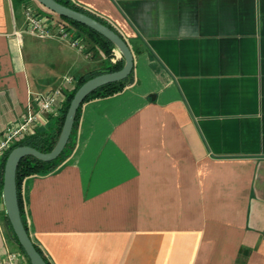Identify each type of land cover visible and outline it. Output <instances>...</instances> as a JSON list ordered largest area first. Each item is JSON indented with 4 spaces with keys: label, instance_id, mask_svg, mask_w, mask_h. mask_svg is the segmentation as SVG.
Listing matches in <instances>:
<instances>
[{
    "label": "crops",
    "instance_id": "1",
    "mask_svg": "<svg viewBox=\"0 0 264 264\" xmlns=\"http://www.w3.org/2000/svg\"><path fill=\"white\" fill-rule=\"evenodd\" d=\"M71 1L128 42L134 72L83 103L55 171L23 181L32 240L52 264H264V0ZM25 2L0 0V134L109 63L79 28L90 54L28 33ZM8 251L22 250L0 188Z\"/></svg>",
    "mask_w": 264,
    "mask_h": 264
},
{
    "label": "water",
    "instance_id": "2",
    "mask_svg": "<svg viewBox=\"0 0 264 264\" xmlns=\"http://www.w3.org/2000/svg\"><path fill=\"white\" fill-rule=\"evenodd\" d=\"M36 1L59 16L69 18L99 32L115 44L125 60L122 69L92 77L77 89L70 102L59 138L51 151L42 152L32 146L20 145L14 147L6 159L3 175V197L7 216L31 264H48L43 255L36 248L22 218L16 184V171L18 165L21 159L28 155H32L43 161H52L56 159L70 140L78 108L85 98L103 85L126 79L134 69L135 60L133 51L128 42L118 32L98 21L96 18L64 5L57 0Z\"/></svg>",
    "mask_w": 264,
    "mask_h": 264
},
{
    "label": "trees",
    "instance_id": "3",
    "mask_svg": "<svg viewBox=\"0 0 264 264\" xmlns=\"http://www.w3.org/2000/svg\"><path fill=\"white\" fill-rule=\"evenodd\" d=\"M57 1L64 4V5L70 6L76 10L82 11V12L96 18L98 21L106 24L107 26H109L110 28H112L113 30L116 31V29L110 23L105 21L103 18H100L99 16L93 14L92 12L88 11L83 6L73 2L71 0H57ZM39 5H41V4L39 3ZM41 6L44 7L43 5H41ZM44 9H46V8L44 7ZM46 10H48V9H46ZM60 17L63 18L65 21L73 24L77 28H79L80 31L82 33H84L88 39L93 41L96 45L100 46L101 49L104 51V54L107 56L109 63L102 68L90 70V71L80 75L76 79V84H75L74 89L68 93L66 101L63 103V105L60 108V113H61L60 114V124H59L57 132H55L54 134H51L48 132H35L33 134L23 136L22 138L17 140V142L12 146V148L9 149L5 153L3 160H2L1 172H0V188H1V190H3L4 167H5L6 159L8 157V154L10 153V151L14 147L20 146V145L32 146V147H34V148H36L42 152L51 151L53 149V147L55 146L58 138H59V135L61 133V130H62V127L64 124V120H65V116H66V113L68 111L70 102H71L74 94L76 93L77 89L84 82H86L87 80H89L92 77H95V76L100 75L102 73L114 72V71L120 70L124 66L125 60H124L123 56L120 58H116V60H113L114 57H116V53H115L116 46L113 42H111L109 39H107L105 36H103L99 32L87 27L86 25H83L81 23H78V22L71 20L69 18H66V17H62V16H60ZM133 72H134V69H133L132 73L126 79L103 85V86L99 87L98 89H96L95 91H93L91 94H89L85 98V100L82 102V104L78 108L75 123H74V128H73L72 134L70 136V140L67 143L64 150L62 151V153L56 159H54L52 161H43V160L38 159L32 155L25 156L24 158L21 159V161L18 165L17 171H16V184H17V191H18L19 206H20L23 221L25 223V226H26L28 232H29V227H28L26 220L24 219V206H23L22 195H21L23 181L25 180V178L32 176V175H45V174H48V173L55 171L68 158V156L71 153V149L73 147L72 135H73L74 130L76 129V127L78 125V121L80 118V113H81V108H82L83 103L89 99L98 98V97H106V96L114 95L116 93L123 91L126 88V86L132 82ZM8 221H9L12 233L14 235V238L18 241V238H17V236L13 230V227L11 225L9 218H8ZM34 244H35L36 248L38 249V251L43 255V257L45 258L47 263L52 264L51 261L44 254L42 249L38 246V244L35 242H34ZM20 247H21V250L24 252V254L27 256L26 252L24 251V249L22 248L21 245H20Z\"/></svg>",
    "mask_w": 264,
    "mask_h": 264
},
{
    "label": "built area",
    "instance_id": "4",
    "mask_svg": "<svg viewBox=\"0 0 264 264\" xmlns=\"http://www.w3.org/2000/svg\"><path fill=\"white\" fill-rule=\"evenodd\" d=\"M26 19V31L33 36L45 39L59 36L68 39L70 44L90 54L87 45L83 42L81 32L71 23L65 21L59 15L52 13L33 0H26L24 4ZM122 57L116 54L113 60ZM73 83V79H67V83ZM65 84V85H66ZM67 99V91L64 84L50 91L39 93L36 97V109L30 107L23 115L20 124L0 134V159L23 136L33 134L35 126L39 124L44 113H56ZM0 264H30L22 251H8L0 256Z\"/></svg>",
    "mask_w": 264,
    "mask_h": 264
},
{
    "label": "rangeland",
    "instance_id": "5",
    "mask_svg": "<svg viewBox=\"0 0 264 264\" xmlns=\"http://www.w3.org/2000/svg\"><path fill=\"white\" fill-rule=\"evenodd\" d=\"M34 2H36L38 5H39V3L37 2V1H35V0H33ZM41 6V5H40ZM42 7V6H41ZM44 8V7H43ZM76 27V26H75ZM77 28V27H76ZM24 36L26 37V38H30V36L29 35H27V34H24ZM115 53L116 54H121V52L119 51V49L116 47V49H115ZM122 55V54H121Z\"/></svg>",
    "mask_w": 264,
    "mask_h": 264
}]
</instances>
